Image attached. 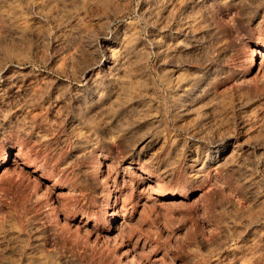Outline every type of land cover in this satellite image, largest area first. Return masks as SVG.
I'll use <instances>...</instances> for the list:
<instances>
[{
  "label": "rangeland",
  "instance_id": "1",
  "mask_svg": "<svg viewBox=\"0 0 264 264\" xmlns=\"http://www.w3.org/2000/svg\"><path fill=\"white\" fill-rule=\"evenodd\" d=\"M0 264H264V0H0Z\"/></svg>",
  "mask_w": 264,
  "mask_h": 264
},
{
  "label": "bare ground",
  "instance_id": "2",
  "mask_svg": "<svg viewBox=\"0 0 264 264\" xmlns=\"http://www.w3.org/2000/svg\"><path fill=\"white\" fill-rule=\"evenodd\" d=\"M17 65V64H16ZM15 65V66H16ZM86 81V80H85ZM5 162V161H4ZM94 172H101V167H100V163L99 161H97L95 164H94V168H93ZM153 190H152V193H160V192H164V191H161L160 187H154L153 186ZM167 194V193H166ZM174 193H168V195L170 196H174L173 195Z\"/></svg>",
  "mask_w": 264,
  "mask_h": 264
}]
</instances>
